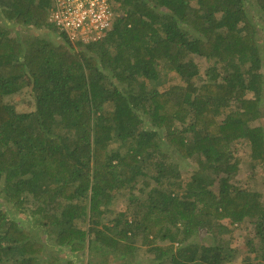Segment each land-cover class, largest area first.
I'll return each mask as SVG.
<instances>
[{
  "label": "trees",
  "instance_id": "trees-1",
  "mask_svg": "<svg viewBox=\"0 0 264 264\" xmlns=\"http://www.w3.org/2000/svg\"><path fill=\"white\" fill-rule=\"evenodd\" d=\"M52 2L0 0V264L140 247L145 264H224L246 223L264 264V192L234 181L235 143L264 170V0H109L110 29L86 42L48 20ZM23 91L29 111L5 101Z\"/></svg>",
  "mask_w": 264,
  "mask_h": 264
},
{
  "label": "rangeland",
  "instance_id": "rangeland-1",
  "mask_svg": "<svg viewBox=\"0 0 264 264\" xmlns=\"http://www.w3.org/2000/svg\"><path fill=\"white\" fill-rule=\"evenodd\" d=\"M249 8H253V6L249 5ZM258 26L260 29L259 30L260 31L259 32V43L264 44V20L263 18H259ZM41 31L45 32L46 29H42ZM194 58H195V61L198 62L200 66V73L202 74L205 68L204 60L200 58L199 56H195ZM263 72H264V61H263ZM170 76H171L170 83H173V82L179 83V84L182 83L179 77L176 76L174 73H171ZM249 96H252V94L250 93ZM5 101L7 103L13 104L17 111H29L32 107L31 99L29 98V96L26 94L25 91L18 92L17 94H13L10 96H6ZM259 123L264 126V118H262V120L259 121ZM240 144H241L240 142H238V144L235 143L236 148H235L234 154L239 157L241 156L242 161L240 164V170L237 176H235L234 181L239 185H243L247 183V185H249L251 188L264 192V170L261 169L260 167L256 168L255 170L251 169L249 149H247L245 145L243 146L241 144L242 145L241 146ZM180 164H181L182 178L184 180L189 178L192 171L197 166L194 159L183 160L182 162H180ZM249 173H251V177L247 180ZM125 204H126L125 196L123 194H119L118 198L113 203L112 207H114L117 210L118 209L123 210L125 208ZM16 216L18 218L23 219L24 223H26L25 219L30 218L31 214H29L28 208H27V209H24L23 212L17 213ZM223 221L225 224L229 223V221L226 219H224ZM198 235L199 236L197 239H199L200 241H204L205 243H208L211 241V238L209 237L210 235L206 231H201ZM251 236L252 235H251V225L250 224L246 223V225L242 224V226L234 227L232 231L231 247L235 249V257L232 259V261L228 263H224V264H242L245 260L244 259L245 257H249L250 259H252L251 261L254 262L253 264L256 263L257 259L256 258L254 259V253L251 251V246L254 244L252 243L251 245L250 243ZM136 243L139 246L138 241H136ZM141 249L142 247L136 250V255L131 260L127 258L125 259L115 258L114 259V257H112L108 264H145V262L147 263L149 261L150 258L148 260L147 258L150 255L143 254V251ZM112 255L113 254H109L108 256H112ZM101 256L102 254L100 252L92 251L90 254L86 252H83V253L81 252V254L77 256V258H78L79 264H102V263H98V260L101 258ZM140 258H143L146 261Z\"/></svg>",
  "mask_w": 264,
  "mask_h": 264
},
{
  "label": "built area",
  "instance_id": "built-area-1",
  "mask_svg": "<svg viewBox=\"0 0 264 264\" xmlns=\"http://www.w3.org/2000/svg\"><path fill=\"white\" fill-rule=\"evenodd\" d=\"M48 20L71 40H94L110 29L109 0H52Z\"/></svg>",
  "mask_w": 264,
  "mask_h": 264
}]
</instances>
